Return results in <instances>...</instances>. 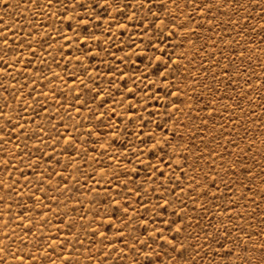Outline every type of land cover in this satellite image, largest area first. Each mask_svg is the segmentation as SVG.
Listing matches in <instances>:
<instances>
[{
    "label": "rangeland",
    "instance_id": "obj_1",
    "mask_svg": "<svg viewBox=\"0 0 264 264\" xmlns=\"http://www.w3.org/2000/svg\"><path fill=\"white\" fill-rule=\"evenodd\" d=\"M0 264H264V0H0Z\"/></svg>",
    "mask_w": 264,
    "mask_h": 264
}]
</instances>
